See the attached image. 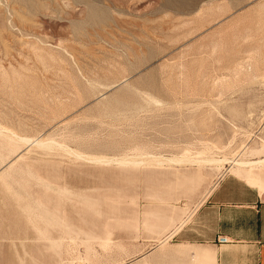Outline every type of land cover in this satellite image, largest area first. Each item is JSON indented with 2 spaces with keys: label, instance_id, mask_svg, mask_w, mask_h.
Listing matches in <instances>:
<instances>
[{
  "label": "rangeland",
  "instance_id": "1",
  "mask_svg": "<svg viewBox=\"0 0 264 264\" xmlns=\"http://www.w3.org/2000/svg\"><path fill=\"white\" fill-rule=\"evenodd\" d=\"M0 125L67 146L8 154L0 138V242L35 238L20 209L41 204L37 228L70 227L37 232L47 264H157L230 161L264 158V0H0ZM176 157L225 158L224 172ZM245 172L264 184V166Z\"/></svg>",
  "mask_w": 264,
  "mask_h": 264
},
{
  "label": "crops",
  "instance_id": "2",
  "mask_svg": "<svg viewBox=\"0 0 264 264\" xmlns=\"http://www.w3.org/2000/svg\"><path fill=\"white\" fill-rule=\"evenodd\" d=\"M36 207L24 205L20 209L26 214L35 212V238L30 241L26 234L16 238L7 235L13 231L4 232L0 264H47V255L37 251L36 238L37 232L47 236V225L53 228L52 216L40 222L45 226L43 232L36 226L37 219L43 218ZM219 236H225L227 241H218ZM30 243L35 253L30 252ZM159 244L154 247L157 264H264V184L224 174L190 218ZM145 257L144 254L139 259L151 264Z\"/></svg>",
  "mask_w": 264,
  "mask_h": 264
},
{
  "label": "bare ground",
  "instance_id": "3",
  "mask_svg": "<svg viewBox=\"0 0 264 264\" xmlns=\"http://www.w3.org/2000/svg\"><path fill=\"white\" fill-rule=\"evenodd\" d=\"M6 3H7V0H6ZM9 12V13H8ZM8 15H9V17H10V20H9V24H10V26H14L13 25V23L15 22V20H14V16H13V12H12V10H10V9H8ZM8 17V16H7ZM7 20V19H6ZM8 24V23H7ZM8 24V25H9ZM12 28V27H11ZM0 138H2L3 139V141H5V142H9V144L11 143V142H13V144H16V145H14V146H16V148L15 147H7L6 149L8 150V154H14L16 151H17V145H19V147L21 146V144H30L31 146H35V147H38V148H44V149H48V148H51L53 145H56V146H59V147H67V146H62V145H60V143H56V142H53V141H49V140H47V139H41V138H38V137H36V138H32V137H27V136H21V135H18L17 133H14V132H12V131H10V130H8L6 127H3L2 125H0ZM49 138H51V137H48V139ZM2 141H0V143H1ZM2 143H4V142H2ZM1 143V145H3ZM12 143H11V146L13 145ZM0 145V148L2 147ZM5 145H7L6 143H5ZM57 148V147H56ZM3 149V148H2ZM71 150V149H70ZM244 150H246V149H244ZM263 149H251V150H247L248 152L246 153V155L244 156V157H239V158H235L234 160H232V161H230L229 162V164L227 165V166H225V170H227V171H230V172H233L234 174H237V175H242V174H244V173H246L245 171H246V169H248V168H250V167H252V166H264V158H255V157H253V156H255V155H258L261 151H262ZM66 151V150H65ZM72 151V150H71ZM82 152V151H81ZM141 152V151H140ZM0 153H1V149H0ZM5 153V152H4ZM7 153H5V155L7 154ZM68 153L70 154V152L68 151ZM2 154V153H1ZM74 154L76 155V156H78V157H80L81 159H83V158H85V159H89V160H93V161H98V162H114V163H117V164H129V165H144V164H149L150 163V160H149V158L151 157L152 158V156L153 155H151V154H144V153H140L139 154V152H138V154L137 155H135V156H133V157H128L127 155H124V156H119V157H117V156H115V157H102V158H97L96 156L95 157H88V156H85L84 154L82 155V153H79V152H74ZM240 154V153H239ZM245 154V153H244ZM4 155V154H3ZM5 155H4V158H6L5 157ZM19 156H20V154H18ZM18 155H17V157H18ZM87 155H88V153H87ZM2 156V155H1ZM92 156V155H91ZM242 156V155H241ZM16 157V158H17ZM21 157V156H20ZM158 157V156H157ZM77 158V157H76ZM7 159V158H6ZM84 159V160H85ZM153 160V159H152ZM151 160V161H152ZM164 160V159H163ZM166 160V159H165ZM172 162H176V163H182V162H189V163H193V162H196L197 163V165H201L200 163L202 162V161H208L209 163H210V167L212 168V169H214V170H222L221 168L223 167L222 166V164H224L225 163V158H223V159H219V158H214V157H209V158H205V159H203V158H196V159H191V158H189V157H180V158H178V157H176V158H171L170 159ZM5 160L3 159V157H0V164L1 163H3ZM92 161V162H93ZM228 161V160H227ZM9 162V161H8ZM155 162L156 163H161L162 162V160H155ZM164 162V161H163ZM162 162V163H163ZM166 162V161H165ZM11 162H9V164L6 166V168H4V169H1V171H0V181H2V183H3V185H8L7 184V179H10V170H11V167H12V164H10ZM161 163V164H162ZM207 163V162H206ZM195 164V163H194ZM202 164H203V162H202ZM205 165V164H204ZM225 165V164H224ZM206 166V165H205ZM222 172H224V170H222ZM38 178V177H37ZM38 181V180H37ZM42 181H44V180H42ZM9 183V182H8ZM40 183H42V182H40ZM42 184H44V183H42ZM49 184V183H48ZM45 185L48 187V185L45 183ZM11 186V185H10ZM57 187V186H56ZM59 188V187H58ZM69 188V187H68ZM70 188H72V187H70ZM61 190V189H60ZM72 190H73V188H72ZM57 191V190H56ZM64 191V190H63ZM210 191V190H209ZM58 192V191H57ZM64 192H66V191H64ZM69 193H71V192H68L67 194H69ZM65 194V193H64ZM71 195V194H70ZM67 197V196H66ZM68 198V197H67ZM71 198V197H70ZM202 200V199H201ZM78 201V200H77ZM75 202V201H74ZM82 202V201H81ZM200 202V201H199ZM77 203V202H76ZM85 204V203H84ZM86 204H88V203H86ZM198 204V203H197ZM196 204V205H197ZM40 205L41 204H37V207H36V209H37V213H39V210H40ZM89 205V204H88ZM90 206V205H89ZM93 207V206H92ZM76 208V207H75ZM94 209V208H93ZM98 209V208H97ZM33 210V209H32ZM192 211V210H191ZM33 213H35V212H33ZM32 213V214H33ZM38 217H40V215H38ZM51 217V216H50ZM52 222H53V227H54V224H56V225H59V227H61V228H67V229H70V227L68 226V224L66 223H64V219H62V218H58V220H55L54 219V217L52 216ZM75 227V226H74ZM177 227H178V225H177ZM176 227V228H177ZM79 231V230H78ZM77 231V232H78ZM62 232V231H61ZM75 232V231H74ZM76 232V233H77ZM84 232V231H83ZM82 232V233H83ZM171 233V232H170ZM169 233V234H170ZM174 233V232H173ZM80 234V233H79ZM85 234L86 233H84V236H85ZM168 234V235H169ZM62 235H63V233H62ZM88 234H86V236H87ZM68 235H66V237H67ZM92 237L91 235H88V237ZM48 237V236H47ZM62 238V237H61ZM65 238V237H64ZM63 239V238H62ZM67 239V238H66ZM83 240H85V239H83ZM52 241V240H51ZM72 241V240H71ZM74 241V240H73ZM77 241V240H76ZM80 241V240H79ZM64 242V241H63ZM67 243L68 242H70V240L68 241H66ZM83 242V241H82ZM81 242V243H82ZM106 242V241H105ZM66 243V244H67ZM79 244V243H78ZM103 244H104V242H103ZM108 244V243H107ZM110 244V243H109ZM75 245H77V244H75ZM87 245H88V243H87ZM92 245V244H91ZM105 245H106V243H105ZM68 246V245H67ZM70 246V245H69ZM62 247V246H61ZM80 247V246H79ZM67 248V247H66ZM73 248V247H72ZM77 248H78V245H77ZM93 248V247H92ZM68 249V248H67ZM88 249V248H87ZM64 250V249H63ZM71 250V249H70ZM82 251V250H81ZM80 251V252H81ZM68 252V251H67ZM77 254H78V252H77ZM81 254V253H80ZM84 254V253H83ZM92 254H93V252H92ZM79 255V254H78ZM82 256V255H81ZM92 256V255H91ZM79 257V256H78ZM86 257V256H85ZM85 257H83V259L85 258ZM75 258V257H74ZM78 259V258H77ZM88 259V258H87ZM89 260V259H88ZM81 261V260H80ZM74 262V261H73ZM88 262V261H87ZM144 263H146V262H144ZM147 264V263H146Z\"/></svg>",
  "mask_w": 264,
  "mask_h": 264
},
{
  "label": "built area",
  "instance_id": "4",
  "mask_svg": "<svg viewBox=\"0 0 264 264\" xmlns=\"http://www.w3.org/2000/svg\"><path fill=\"white\" fill-rule=\"evenodd\" d=\"M220 242H226L227 241V238L225 236H219L218 238Z\"/></svg>",
  "mask_w": 264,
  "mask_h": 264
}]
</instances>
